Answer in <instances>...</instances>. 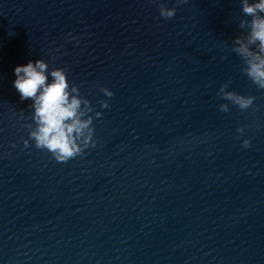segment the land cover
Segmentation results:
<instances>
[{
    "label": "clouds",
    "instance_id": "clouds-1",
    "mask_svg": "<svg viewBox=\"0 0 264 264\" xmlns=\"http://www.w3.org/2000/svg\"><path fill=\"white\" fill-rule=\"evenodd\" d=\"M187 3V0H178ZM242 12L250 20L242 19L241 29H247L246 35L234 39L233 51L244 61L243 72L258 89H264V0H241ZM175 8L160 7V16L171 19L175 16ZM11 35V34H10ZM252 46H255L254 48ZM16 79L13 84L20 94L21 100H32V120L29 124V137L35 147L47 150L59 163H66L84 154L85 149L95 147L93 116L94 110L90 101L80 95L79 88L70 84L67 72L63 68L49 70L48 64L38 59L14 69ZM49 75L51 82H49ZM228 84L221 86L218 95L230 101L241 110L254 105L255 96H245L228 91ZM101 91L107 97L114 95L107 88ZM107 100L100 101L101 108H108ZM220 110L229 111L228 104H221ZM102 113L95 112L99 118ZM243 133V129H237ZM28 146V141H25ZM244 147L250 146L249 140L243 141Z\"/></svg>",
    "mask_w": 264,
    "mask_h": 264
}]
</instances>
